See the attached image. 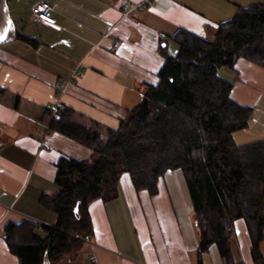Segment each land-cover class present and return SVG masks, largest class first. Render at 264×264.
I'll return each mask as SVG.
<instances>
[{
  "label": "crops",
  "instance_id": "0c3cea01",
  "mask_svg": "<svg viewBox=\"0 0 264 264\" xmlns=\"http://www.w3.org/2000/svg\"><path fill=\"white\" fill-rule=\"evenodd\" d=\"M263 1H19L29 6L28 11L18 8V2L12 11L8 3L16 34L0 46V89L20 98L22 106L16 109L9 99H0V264H20L5 240L9 224L56 226L57 215L43 207L40 198L59 191V162L87 160L92 154L79 142L51 132L49 122L39 113L29 115V109L35 113L36 108L68 107L107 128H117L127 111L140 103L147 86L158 84L165 63L159 53L163 39L168 48L179 30L210 39L239 7ZM41 3L51 5L55 26L46 27L34 16V7ZM125 4L144 8L127 11ZM17 34L35 43L18 39ZM258 69L262 68L246 60L237 62L239 74L245 70L261 77L257 88L241 89L236 82L234 101L235 96L243 106L264 105V72ZM255 115L253 130L235 133L237 144L264 142V113L255 109ZM118 191L115 200L89 205L92 235L80 251L59 264H199L193 203L181 170L160 180L156 196L136 192L128 174L121 175ZM235 228L233 263L253 264L246 222L238 220ZM201 264L227 263L214 245Z\"/></svg>",
  "mask_w": 264,
  "mask_h": 264
},
{
  "label": "trees",
  "instance_id": "16d2710c",
  "mask_svg": "<svg viewBox=\"0 0 264 264\" xmlns=\"http://www.w3.org/2000/svg\"><path fill=\"white\" fill-rule=\"evenodd\" d=\"M32 45L33 39L17 34ZM171 55L163 39L159 53L165 63L156 86H147L142 100L127 111L117 128L64 107L36 108L51 132L71 138L92 151L87 160L62 159L54 195L40 203L57 215L55 227L31 222L9 224L5 240L20 264H57L83 248L93 233L89 205L118 197L121 175L128 174L136 192L159 193L160 180L181 170L193 203L199 238V264L216 246L227 264L235 223L244 220L251 238L253 264H264V142L239 145L235 133L248 129L255 109L231 97L234 82L219 70H235L239 60L264 69V1L239 7L218 25L210 39L179 30ZM165 45V46H164ZM0 99L20 109V98L0 89ZM78 208V213L75 209Z\"/></svg>",
  "mask_w": 264,
  "mask_h": 264
},
{
  "label": "rangeland",
  "instance_id": "374dc122",
  "mask_svg": "<svg viewBox=\"0 0 264 264\" xmlns=\"http://www.w3.org/2000/svg\"><path fill=\"white\" fill-rule=\"evenodd\" d=\"M19 1L21 2L23 0H8V3L10 5L12 11H14V8H15L17 2H18V8H20L21 10L24 9V11H28L29 10V6L26 5V4L22 6V4ZM28 15H29V18H31L29 13H28ZM29 18L27 19V23L31 25L32 22L29 21ZM169 51H170L171 55H175L176 54L177 45L174 42H170ZM258 70L264 72L262 69H258ZM241 72L242 73L239 74V71L231 70V69H227V68H222V69L219 70V76L222 77L223 79L227 80V81H230V82H234L238 78V81H239V85L238 86L241 89L242 88H247V87L248 88H257V78L261 77V75L259 73H251V72H248V71H245V70H242ZM258 87H259V84H258ZM249 91L252 92L253 90H249ZM262 94H264V90H262ZM243 96L246 97L245 95H243ZM234 99L238 102L239 101L238 99H240V98L234 96ZM262 102H264V97H263ZM247 103L250 104L251 103L250 100H248ZM253 108L254 109H258V110L261 109V113H264V105H260L259 104L258 107L255 106ZM255 116L256 115H254V117ZM249 130H253L251 126H250ZM230 246L232 247L231 241H230ZM260 251H261V253L264 256V239H263V241H262V243L260 245ZM233 255H235L234 252H233ZM73 258H75V257H73ZM233 258H234V256H233ZM235 260L237 261V258L236 259L234 258V261ZM57 264H59V263H57Z\"/></svg>",
  "mask_w": 264,
  "mask_h": 264
},
{
  "label": "built area",
  "instance_id": "2783aa9c",
  "mask_svg": "<svg viewBox=\"0 0 264 264\" xmlns=\"http://www.w3.org/2000/svg\"><path fill=\"white\" fill-rule=\"evenodd\" d=\"M125 10L130 11L133 9L136 10H141L144 8V6L142 4L139 5H133V4H125ZM33 14L36 17V19L38 21H40L44 26L46 27H52L55 26V19L53 18L52 15V7L49 3H41L38 4L34 7L33 9ZM118 47V44H115V48ZM62 108H60V106H55L51 111L53 116H56L59 114L60 110Z\"/></svg>",
  "mask_w": 264,
  "mask_h": 264
},
{
  "label": "water",
  "instance_id": "95a60500",
  "mask_svg": "<svg viewBox=\"0 0 264 264\" xmlns=\"http://www.w3.org/2000/svg\"><path fill=\"white\" fill-rule=\"evenodd\" d=\"M15 34L14 24L9 14L8 0H0V46L13 39ZM75 213H78V208L75 209Z\"/></svg>",
  "mask_w": 264,
  "mask_h": 264
}]
</instances>
